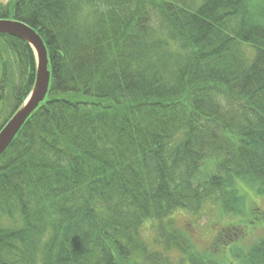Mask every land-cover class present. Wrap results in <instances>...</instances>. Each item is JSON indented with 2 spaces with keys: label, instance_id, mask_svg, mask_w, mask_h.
<instances>
[{
  "label": "trees",
  "instance_id": "obj_1",
  "mask_svg": "<svg viewBox=\"0 0 264 264\" xmlns=\"http://www.w3.org/2000/svg\"><path fill=\"white\" fill-rule=\"evenodd\" d=\"M7 19L40 34L51 84L0 158V264H227L239 227L199 252L163 223L164 258L140 232L210 202L243 215L240 183L264 194V0H8ZM35 76L0 35V130ZM242 255L264 264V238Z\"/></svg>",
  "mask_w": 264,
  "mask_h": 264
},
{
  "label": "rangeland",
  "instance_id": "obj_2",
  "mask_svg": "<svg viewBox=\"0 0 264 264\" xmlns=\"http://www.w3.org/2000/svg\"><path fill=\"white\" fill-rule=\"evenodd\" d=\"M0 2L6 3L7 0H0ZM253 191L254 190L250 189L247 194V209L243 215L236 216L232 214H225L219 206H216L215 209L213 203H206L204 209H202L200 213L197 212V214L194 211L192 213L186 212V215L182 214L180 211L173 213L170 218L171 223L178 230H193L194 241L197 248L196 250L199 252H209L212 242L223 228L234 225L239 227L241 230V227H243L245 237L242 240L234 242L233 245H238L243 249V251L247 252L250 247L255 244V242L261 241L264 238V221L260 222L259 219L256 218V223H250L251 218L248 216V213H250V207H252L256 208L257 212H261L264 217V195L255 194ZM200 217L202 218L199 221V224L197 223V218ZM157 223L153 221L146 222L141 229L142 232L140 233L151 248L157 247V250H160L158 247V243H160L159 232L157 233L156 230ZM198 224L199 226H197ZM227 240L229 241L230 239ZM232 246L226 248L224 257H226L228 262L232 264H242L237 258L233 257L231 252ZM160 252L161 253L158 254L164 258L165 255L162 250ZM174 257L178 258V253H175Z\"/></svg>",
  "mask_w": 264,
  "mask_h": 264
},
{
  "label": "water",
  "instance_id": "obj_3",
  "mask_svg": "<svg viewBox=\"0 0 264 264\" xmlns=\"http://www.w3.org/2000/svg\"><path fill=\"white\" fill-rule=\"evenodd\" d=\"M0 34L13 36L30 44L36 52L38 63L37 80L31 98L0 133L1 157L30 116L45 100L50 84V72L48 70L47 50L42 39L34 30L22 23L0 21Z\"/></svg>",
  "mask_w": 264,
  "mask_h": 264
},
{
  "label": "bare ground",
  "instance_id": "obj_4",
  "mask_svg": "<svg viewBox=\"0 0 264 264\" xmlns=\"http://www.w3.org/2000/svg\"><path fill=\"white\" fill-rule=\"evenodd\" d=\"M16 39L21 41V39H19V38H16ZM47 54H48V53H47ZM34 55H36V52H35V51H34ZM110 117H111V119H108L109 121H112V122H114V123H116V124L120 122L118 116L116 117L115 115H111ZM260 243H261V241H257V242H255V244H253L252 246H255V245L260 244ZM252 246H251V247H252ZM251 247H250V248H251Z\"/></svg>",
  "mask_w": 264,
  "mask_h": 264
}]
</instances>
